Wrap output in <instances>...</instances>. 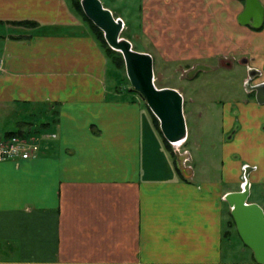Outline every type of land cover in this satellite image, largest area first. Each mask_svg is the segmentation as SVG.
Here are the masks:
<instances>
[{
  "label": "crops",
  "instance_id": "0c3cea01",
  "mask_svg": "<svg viewBox=\"0 0 264 264\" xmlns=\"http://www.w3.org/2000/svg\"><path fill=\"white\" fill-rule=\"evenodd\" d=\"M75 26L65 0H0V141L26 135L36 151L0 161V264H251L226 229L234 191L170 155Z\"/></svg>",
  "mask_w": 264,
  "mask_h": 264
},
{
  "label": "rangeland",
  "instance_id": "374dc122",
  "mask_svg": "<svg viewBox=\"0 0 264 264\" xmlns=\"http://www.w3.org/2000/svg\"><path fill=\"white\" fill-rule=\"evenodd\" d=\"M100 1L115 19L123 22L121 37L131 43L133 50L152 56L156 87L173 88L184 99L188 137L179 148L169 147L170 155L186 156L185 164L192 166L198 181L224 180L221 194L240 191L244 166L257 169L249 176L248 203H257L264 210V136L258 131L245 133L261 126L252 121L262 114V110L253 104L244 107L242 103L244 94L240 82L243 69L236 67L231 72L220 71L216 76L203 74L201 83L198 72L188 78L189 72L201 62L215 66L225 57L228 60L232 57L235 60L242 57L256 60L264 49V29L255 33L238 24L237 16L242 8L238 0ZM78 2L65 0L75 17V31L86 33L90 30L92 33L81 18ZM207 3L206 14L199 16L198 6L206 7ZM105 57L110 86L120 94L133 93L124 67L114 65L109 56ZM248 114L251 115L249 121ZM233 133L237 135L233 136ZM21 139L27 142L31 138ZM226 220L228 230L231 218L228 216ZM235 240L238 244L239 239L236 237ZM245 252L247 262L255 264L248 249Z\"/></svg>",
  "mask_w": 264,
  "mask_h": 264
},
{
  "label": "water",
  "instance_id": "95a60500",
  "mask_svg": "<svg viewBox=\"0 0 264 264\" xmlns=\"http://www.w3.org/2000/svg\"><path fill=\"white\" fill-rule=\"evenodd\" d=\"M80 6L84 16L102 32L107 46L121 55L131 90L140 96L156 118L162 138L171 146L186 140L184 99L173 88L156 87L152 56L133 50L131 43L121 37L123 22L115 19L100 0H80ZM261 10L258 0H246L244 12L239 16L238 22L245 24L251 17L255 26L260 25ZM196 72L198 66L189 72L188 78ZM180 168L186 176L190 175L189 169L182 165ZM248 197L249 186L246 183L240 191L226 194L224 201L242 244L251 251L255 264H264V211L258 204L248 203Z\"/></svg>",
  "mask_w": 264,
  "mask_h": 264
},
{
  "label": "flooded vegetation",
  "instance_id": "af4514ba",
  "mask_svg": "<svg viewBox=\"0 0 264 264\" xmlns=\"http://www.w3.org/2000/svg\"><path fill=\"white\" fill-rule=\"evenodd\" d=\"M237 1V0H236ZM238 2L241 4L242 10L237 16V22L239 16L244 12L246 0H238ZM260 6H261V12H262V22L260 25L255 26L253 23V19L251 17L248 18V20L245 22V24H240L242 27L248 29L250 32H261L264 29V4L258 0ZM233 60V61H232ZM232 60H228L227 57L221 59V62L216 64L215 66L208 65L207 63H198V80H200V83L202 82V76L203 74H210V75H217L219 72H231L236 67L243 69V77L241 78V90L243 92V100L242 103L244 106H249L253 104L257 108H260L262 110V114L259 115V125H261L257 130H251L247 134L256 133L258 131L259 135L264 136V57L259 58V61H261L259 64L257 63L255 59L245 58L242 57L240 60H235V58L232 57ZM258 64V65H257ZM202 74V75H201ZM214 86H217V84H214ZM213 86V87H214ZM247 139V138H246ZM264 142V139H263ZM185 143V142H184ZM183 143V144H184ZM182 144V145H183ZM182 155V154H181ZM186 156H182V159L185 160ZM249 167V166H248ZM256 169L249 168V176L250 173L254 172ZM251 186V185H250ZM250 190V187H249Z\"/></svg>",
  "mask_w": 264,
  "mask_h": 264
},
{
  "label": "built area",
  "instance_id": "2783aa9c",
  "mask_svg": "<svg viewBox=\"0 0 264 264\" xmlns=\"http://www.w3.org/2000/svg\"><path fill=\"white\" fill-rule=\"evenodd\" d=\"M28 142V141H27ZM22 140L21 138H10L5 141H0V161L11 160V161H19V160H28L36 157V151L32 146L29 145V142ZM248 165L244 166L243 169V182L242 187L249 183V174L246 175V171L248 169ZM241 187V188H242Z\"/></svg>",
  "mask_w": 264,
  "mask_h": 264
},
{
  "label": "trees",
  "instance_id": "16d2710c",
  "mask_svg": "<svg viewBox=\"0 0 264 264\" xmlns=\"http://www.w3.org/2000/svg\"><path fill=\"white\" fill-rule=\"evenodd\" d=\"M78 8H79V12L81 13V18L87 23V25L89 26V28L91 29V31H92V34H93V36H94V38L96 39V41L98 42V44L100 45V47L103 49V51H104V53H105V55L106 56H109L110 58H111V61L113 62V64L114 65H121V66H123L124 67V64H123V59H122V57H121V55L119 54V53H117V52H115V51H112L108 46H107V44L105 43V41H104V38H103V34H102V32L99 30V29H97L85 16H84V14H83V12H82V9H81V6H80V0H79V2H78ZM26 25V24H28L27 22L26 23H21V25ZM33 25V24H32ZM132 91V90H131ZM132 92H134V91H132ZM135 93V92H134ZM151 114V113H150ZM151 116H152V119H153V122H154V124H155V127L157 128V130H158V132H159V127H158V122H157V120H156V118L151 114ZM157 125V126H156ZM159 134H160V132H159ZM20 134H16V133H10V134H8V136L7 137H11V136H19ZM160 136H161V134H160ZM23 137V136H22ZM162 137V136H161ZM24 139H26V137L24 136L23 137ZM163 139V138H162ZM163 141H164V143H165V145H166V147L167 148H169V147H171V145L170 144H168L164 139H163ZM231 218V217H230ZM228 225H229V227L230 228H233L234 227V223H233V221H232V219H231V221L228 223Z\"/></svg>",
  "mask_w": 264,
  "mask_h": 264
},
{
  "label": "bare ground",
  "instance_id": "6f19581e",
  "mask_svg": "<svg viewBox=\"0 0 264 264\" xmlns=\"http://www.w3.org/2000/svg\"><path fill=\"white\" fill-rule=\"evenodd\" d=\"M123 25H124V24H123ZM185 141H186V140H184L183 142H181V143H179V144H176V145L173 146V147L179 148L180 146H182V144H183ZM180 156H181V160H183V159H182V156H183V155H180ZM247 173L249 174V168H248L247 171H246V175H248Z\"/></svg>",
  "mask_w": 264,
  "mask_h": 264
}]
</instances>
